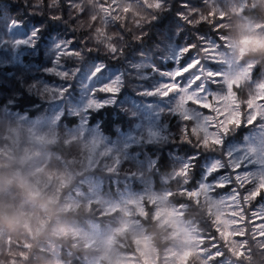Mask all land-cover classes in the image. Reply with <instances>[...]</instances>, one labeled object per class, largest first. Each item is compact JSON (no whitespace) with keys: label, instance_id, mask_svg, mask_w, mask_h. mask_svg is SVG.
Returning <instances> with one entry per match:
<instances>
[{"label":"trees","instance_id":"1","mask_svg":"<svg viewBox=\"0 0 264 264\" xmlns=\"http://www.w3.org/2000/svg\"><path fill=\"white\" fill-rule=\"evenodd\" d=\"M155 2L0 0V218L8 225L0 226V264H88L98 250L71 231L61 232L54 226L59 219L76 221L89 228L91 222L106 227L116 223L114 214L104 212L98 202H88L85 198L74 209H60L61 200L55 201L56 193L47 190L46 186L42 189L45 176L38 181L37 173L34 171L28 176L24 167V179L19 180L13 174L16 164H6L9 160L7 135L17 125V117L22 113H28L30 117L38 116L48 111L50 106L48 99L52 89L49 84L59 79L47 71L53 65L50 53L55 39L71 41L72 49L78 55V58H68L71 66L97 62L107 68H119L125 77L120 97H134L141 86L139 71L142 68L138 66L139 62L148 61L152 66L147 69L161 72L182 67L190 58L188 55L201 54L210 42L238 36L243 22L240 13L264 21L262 0H163L160 9L155 8ZM104 6L108 7L107 11ZM12 23H19L31 35L33 47L27 42L15 45L10 29ZM190 46L187 56L174 60V47ZM112 47L117 51L113 52ZM246 57L257 61V71L264 68V48L249 51ZM242 100L246 109L247 99ZM132 110L129 102L91 108L88 111L89 124H97L103 133L115 137L134 125L136 119ZM168 118L171 124L167 136L142 146L139 158L145 161L155 159L149 170L155 187L167 190L172 204L185 206L183 218L193 221L199 228L204 251L193 252L186 264H227V261L264 264V235L255 231L250 217L251 208L254 207V211L264 201V191L252 199L246 197L247 192L253 189L252 183L236 187L244 208L242 225H245V230L241 236L244 243L240 250H234L233 241L225 239L217 231L219 226L208 202L190 192L197 189L204 178L210 181L220 175L227 176L230 169L226 165L206 175L207 163L215 157L224 158L230 140L241 139L257 122L241 124L234 131L231 128L222 146L206 148L202 145L211 140L205 137L203 131L192 128V120H178L170 115ZM78 120L76 114H64L58 128L73 127ZM184 125L189 129L188 136L184 135ZM61 132L64 136L50 148L58 151L67 162L73 157L79 159V147L66 140L69 131L62 129ZM189 139L190 143L187 142ZM185 160L190 162L188 175L172 176L171 173L180 168ZM75 166L80 168L81 162L76 160ZM136 170H139L137 162L126 161L119 167L116 176L98 169L91 172L103 175V193L116 197L118 192L115 191L114 179L118 180L120 189L124 186L122 180L127 179L126 173ZM232 188L234 185L228 183V187H219L213 193L218 195ZM65 191L63 187L61 198ZM142 221L162 258L171 245L169 228L159 222L149 202H146V214ZM123 241L128 251H134L131 235L127 233ZM118 246L122 247V244Z\"/></svg>","mask_w":264,"mask_h":264},{"label":"rangeland","instance_id":"2","mask_svg":"<svg viewBox=\"0 0 264 264\" xmlns=\"http://www.w3.org/2000/svg\"><path fill=\"white\" fill-rule=\"evenodd\" d=\"M240 14L243 22L238 36L212 41L203 48L201 54L196 53L201 60L198 66L201 67V79L193 81L194 75L198 73L196 68H192L179 78V88L170 95H163V85L172 82L169 74L184 68L196 54H183L190 58L182 67L176 65L177 67L163 72L147 69L152 66L148 61L139 62L138 66L142 68L139 71V91L134 97L121 98L125 83L123 71L115 67L107 68L103 63L97 62L71 66L69 59L78 58V55H63L62 49L57 47L70 45L72 48L71 41L55 39L52 43L50 56L53 65L47 71L59 79L49 84L52 89L48 99L50 106L48 111L38 116L30 117L28 113H22L17 117V125L13 126L7 135L9 142L6 152L9 160L6 164H16L13 174L18 176L19 180L24 179V167L28 176L35 171L38 181L45 176L42 189L46 186L47 190L56 193L55 201L61 200L59 208L62 210L74 209L85 198L88 202H98L104 212L114 214L116 223L107 227L91 222L89 228L76 221L60 219L57 226H54L55 230L61 232L71 231L87 245L98 250L97 255L88 264H186L193 252L204 251L198 226L183 218L185 206L172 204L167 190L155 187L149 172L155 159L145 161L139 158V149L142 146L158 142L167 136L171 124L169 115L178 120H192V128L203 131L209 140L216 138V133L209 131H214L211 124L223 118L218 116V112L226 113L227 119L243 112L241 124H248L250 115L258 116L255 121L257 125L253 129L241 139L230 140L224 158H212L206 165V175L213 173L210 169L216 162H220L221 168L226 165L232 172L229 170L227 176L220 175L210 181L204 178L197 189L190 191L195 197L208 202L222 236L233 241V249L242 248L244 239H241V236L245 230V225H242L244 208L236 187L252 183V191H255L264 184V103L260 100L264 97V68L261 67L257 71V61L246 57L249 51L264 48V21L252 19L244 13ZM10 29L15 45L27 42L28 46H34L31 35L27 34L19 23H12ZM185 48L174 47V60L183 56L181 52ZM210 74H218V82H213ZM197 85L204 87L205 102L212 103L217 111L212 112L211 109L196 105L200 91L193 89H196ZM109 88L115 90L106 91ZM242 99H247L246 109L243 108ZM125 102L131 104L136 119L128 130L110 137L103 133L97 124H89V109H97L109 103ZM249 109L252 111L249 112ZM64 114H76L78 124L58 128ZM232 128L234 131L236 127ZM62 129L69 131V134H66L67 142H73L79 147V159L73 157L67 162L58 151L50 148L51 144L64 136ZM226 135L222 137L223 140ZM76 160L81 162L80 168L75 166ZM189 160H185L171 175L177 176L188 171ZM126 161L137 162L139 170L126 173L127 179L122 180L124 186L120 189L118 180L114 179L115 191L118 192L116 197L104 194V176L95 174L94 171L98 169L100 172L116 176L119 167ZM237 167L239 173L234 171ZM238 174L241 177L235 180L234 177ZM221 182L231 183L234 188L214 195L213 192L219 188L215 185ZM63 187L66 188V194L61 198ZM234 191L239 197H232ZM146 202L152 204L159 222L170 230L171 245L162 258L159 257L152 237L143 225ZM257 207L254 211V207L251 208L250 217L255 231L264 235V201ZM237 220L240 222L237 223ZM250 224L252 225L251 221ZM127 233L133 239L134 251H128V246L123 241ZM119 243L122 247L118 246ZM227 264L237 263L227 261Z\"/></svg>","mask_w":264,"mask_h":264},{"label":"snow or ice","instance_id":"3","mask_svg":"<svg viewBox=\"0 0 264 264\" xmlns=\"http://www.w3.org/2000/svg\"><path fill=\"white\" fill-rule=\"evenodd\" d=\"M53 2L55 3V0H53ZM155 8L156 9H160L163 6V0H156L155 2ZM105 7V11L108 10V7ZM58 48L62 49V54L63 55H75L76 52L70 47V45H57ZM191 50V46L189 48H185L182 50L181 55L186 54L187 52H189ZM112 51L116 52L117 49L115 47H112ZM201 60L198 57V54H196V56L190 61V63L188 65H186L184 68L182 69H178L176 72L169 74V78L172 81L171 83L165 84L163 85L164 91H163V95H170L171 93L177 91V89L179 88V78L182 77L186 72L190 71L192 68H196L197 69V73L196 75H194L193 77V81H199L201 79L200 77V71H201V67H198L200 65ZM212 76V81L213 82H218V80L216 79L218 74H210ZM114 88H109L106 89V91H114ZM200 91V97L197 99L196 101V105L199 106L200 108L203 109H211L212 112L217 111V109H215L213 107L212 103L209 102H205L204 97L206 96V93L204 91V87H202L201 85H197L196 89H193V91ZM261 102L264 103V97L260 98ZM99 107V105H97ZM249 112H251L252 110L249 109ZM218 116H222L223 118L219 121H213V123L211 124V127L214 129V131L210 130V132L212 133H216V138L212 139L211 141L206 140L204 142V144L202 145V147H212V146H222L223 144V136L226 135L232 127H238L242 122H243V118H244V114L243 112H240L237 114V116H233L231 119H227V114L224 112H218ZM258 119V116L256 115H250L248 117V123L249 125H251L252 123H254L256 120ZM222 121H226V123H221ZM192 132V130H191ZM189 134V129L187 127L184 128V135L188 136ZM187 142H191V139H189ZM187 167L189 168L190 166L187 165ZM221 168V164L220 162H216L212 168L210 169V172H216L218 170H220ZM234 171L236 173H239V168H235ZM185 176L188 175V172L185 171L183 173ZM241 177V175H236L234 177L235 180H239ZM215 187H228V184L226 183H218L215 185ZM261 191H264V184H262L261 186H259L255 191H251L248 193V195L246 197H250L252 199L258 197L261 194ZM232 197H239L238 193H236L235 191L232 194ZM232 197H229V199H231ZM255 215V212H254ZM240 221L237 220V223H239ZM218 232H220V229H217ZM220 254V253H218Z\"/></svg>","mask_w":264,"mask_h":264},{"label":"clouds","instance_id":"4","mask_svg":"<svg viewBox=\"0 0 264 264\" xmlns=\"http://www.w3.org/2000/svg\"><path fill=\"white\" fill-rule=\"evenodd\" d=\"M0 226H4V227L8 226L3 218H0Z\"/></svg>","mask_w":264,"mask_h":264}]
</instances>
